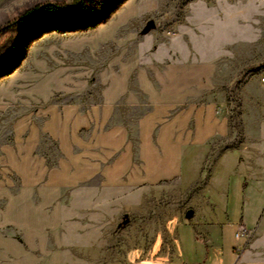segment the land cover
<instances>
[{"label": "crops", "instance_id": "0c3cea01", "mask_svg": "<svg viewBox=\"0 0 264 264\" xmlns=\"http://www.w3.org/2000/svg\"><path fill=\"white\" fill-rule=\"evenodd\" d=\"M132 21L71 32L80 36L61 45L62 53L93 58ZM239 41L230 45L252 44ZM44 46L0 78V264H106L110 233L144 215L158 196H209L221 162L264 185L261 75L239 88V131L223 110L225 90L251 52L222 54L213 66L167 54L170 61L158 67L152 43L129 60L118 55L99 81L82 82L62 66L57 48ZM98 83L100 101L76 100ZM256 197L259 205L251 197L244 206L247 225L211 222L194 207L191 221L170 219V254L158 242L165 255L138 249L133 263L264 264V196ZM245 226L250 237L237 239Z\"/></svg>", "mask_w": 264, "mask_h": 264}, {"label": "rangeland", "instance_id": "374dc122", "mask_svg": "<svg viewBox=\"0 0 264 264\" xmlns=\"http://www.w3.org/2000/svg\"><path fill=\"white\" fill-rule=\"evenodd\" d=\"M107 1V6L94 21H81L79 15L46 14L32 24L21 25L0 34V78L7 76V72L13 68H18L28 53L41 45L50 49L57 48L56 55L62 66L73 71L76 78L82 82L99 81L102 72L105 74L110 64H115L118 55H128L124 59L129 60L132 54L148 49L152 43L156 46L158 67L167 63L164 61H170V57L177 60L183 58L192 64L196 63L198 57V60L204 61L206 65L213 66L220 64L219 56L222 54L251 52L252 59L244 65L236 83L225 90L226 104L223 110L228 117H235L233 122L239 131V88L251 76L264 77V0ZM77 2L78 0H1L0 29L27 14L36 5L48 3L73 6ZM131 18L132 23L125 24L118 30V41L102 46L97 56L89 58L84 53L63 55L62 52L66 50L61 45L79 35L69 33L85 34L96 31L112 21L123 22ZM149 22H153L154 27L148 30L149 36L142 37L141 34L147 29ZM97 23L99 24L92 28ZM53 25L71 31L62 33L54 30ZM53 32L56 35L46 36ZM239 40L250 41L252 44L246 47L240 44L230 45L236 41L240 42ZM145 59L142 58V65H145ZM85 74L87 76H84ZM108 74L114 75L112 71ZM96 85L91 91L80 89L76 100L85 101L88 98L100 101L102 89L99 83ZM231 164L221 162L215 169L214 181L209 188V196L204 197L205 199L194 197L191 200L192 196L187 199L174 192L171 198L158 196L155 201L149 202L144 206V215L130 216V224L124 230L116 231L114 236L110 233L109 258L106 264H134L132 254L138 249L142 255L145 253V256L151 251L160 252L162 255L170 254L173 250V236L168 231L169 221L184 220L186 212L193 207L201 210L211 222L229 221L239 226L243 219L247 225L244 214L246 200L252 197V203H258L256 196H264L260 195L264 185L251 183L246 179L245 169L231 167ZM245 228L250 232L248 226ZM237 230V233L241 232V229ZM158 242L166 244L161 248L162 252L166 251L165 254L161 252L160 247L154 248Z\"/></svg>", "mask_w": 264, "mask_h": 264}, {"label": "trees", "instance_id": "16d2710c", "mask_svg": "<svg viewBox=\"0 0 264 264\" xmlns=\"http://www.w3.org/2000/svg\"><path fill=\"white\" fill-rule=\"evenodd\" d=\"M107 4V0H78V2L73 6H57L48 3L39 4L36 5L34 9L28 11L27 14H24L11 21L10 24L7 25V27L1 28L0 34L10 31L12 28H17L21 25L32 24L33 22L38 20V18L46 14L79 15L81 21H94L99 16L100 11L103 10L107 6ZM98 24L99 23L93 25L92 28L96 27ZM53 26L54 30L60 31L62 33L71 31V29L68 28H61L60 26L55 25ZM234 118L235 117H231L232 123H234ZM124 220H122V223L124 222Z\"/></svg>", "mask_w": 264, "mask_h": 264}, {"label": "water", "instance_id": "95a60500", "mask_svg": "<svg viewBox=\"0 0 264 264\" xmlns=\"http://www.w3.org/2000/svg\"><path fill=\"white\" fill-rule=\"evenodd\" d=\"M154 27V23L153 22H149L148 26H147V30H150ZM195 216V211L193 209H189L186 214H185V219L187 221H191ZM124 222L121 223L120 227H124L128 224L129 220L127 218H124Z\"/></svg>", "mask_w": 264, "mask_h": 264}, {"label": "built area", "instance_id": "2783aa9c", "mask_svg": "<svg viewBox=\"0 0 264 264\" xmlns=\"http://www.w3.org/2000/svg\"><path fill=\"white\" fill-rule=\"evenodd\" d=\"M261 82L264 84V77L261 78ZM240 231L241 232L236 234L237 239L244 238V237H247V238L250 237V232H248L245 227H241Z\"/></svg>", "mask_w": 264, "mask_h": 264}]
</instances>
